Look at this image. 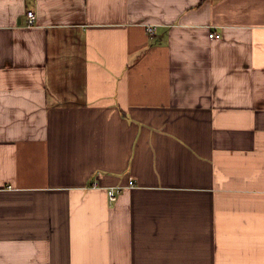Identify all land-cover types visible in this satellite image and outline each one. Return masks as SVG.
Returning <instances> with one entry per match:
<instances>
[{"label": "crops", "instance_id": "1", "mask_svg": "<svg viewBox=\"0 0 264 264\" xmlns=\"http://www.w3.org/2000/svg\"><path fill=\"white\" fill-rule=\"evenodd\" d=\"M0 264H264V0H0Z\"/></svg>", "mask_w": 264, "mask_h": 264}, {"label": "built area", "instance_id": "2", "mask_svg": "<svg viewBox=\"0 0 264 264\" xmlns=\"http://www.w3.org/2000/svg\"><path fill=\"white\" fill-rule=\"evenodd\" d=\"M34 23H35L34 13L31 11L27 12V24H28V26H33ZM147 32L152 37L154 34V28H148ZM208 38L210 40L218 41V40H220L221 35L218 33L211 32L208 35ZM129 185H132V183H130ZM121 192H122L121 187L111 188V189L107 190V197H108L109 204H113L114 202H116V200H117L118 196L121 194Z\"/></svg>", "mask_w": 264, "mask_h": 264}]
</instances>
